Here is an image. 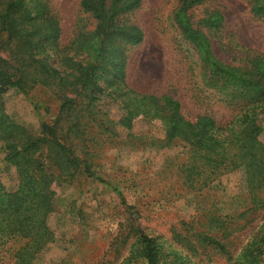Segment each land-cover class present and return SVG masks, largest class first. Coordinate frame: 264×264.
I'll return each mask as SVG.
<instances>
[{"label":"rangeland","instance_id":"rangeland-1","mask_svg":"<svg viewBox=\"0 0 264 264\" xmlns=\"http://www.w3.org/2000/svg\"><path fill=\"white\" fill-rule=\"evenodd\" d=\"M80 1L46 0L62 31L61 58L71 54L68 47L82 26H94L82 13ZM213 13L222 16L221 27L204 28L201 23ZM124 18L143 33L142 43L127 49L125 87L172 97L192 121L208 115L220 126L232 122L237 111L209 77L201 52L183 39L180 26L187 23L205 37L211 59L249 68L252 61L264 59V18L250 12V0H204L192 7L179 0H141L139 8ZM98 76L106 86L104 74ZM3 98L6 114L33 136L40 134L43 124L53 122L58 109L50 92L24 95L10 89ZM117 101L104 95L98 102L114 121L125 115ZM261 126L264 139V122ZM124 131V136L163 135L143 117ZM124 142L98 147L101 156L92 175L77 173L54 186V211L46 219L53 242L32 264H146L139 255L143 235L162 247L159 264L250 263L245 249L264 228V207L251 210L257 204L242 173L235 171L200 192L191 191L183 186L179 172L186 153L182 144L159 151ZM5 154L0 143V182L13 191L17 173L4 161Z\"/></svg>","mask_w":264,"mask_h":264},{"label":"trees","instance_id":"trees-1","mask_svg":"<svg viewBox=\"0 0 264 264\" xmlns=\"http://www.w3.org/2000/svg\"><path fill=\"white\" fill-rule=\"evenodd\" d=\"M179 1L192 7L204 0ZM140 3L81 0V11L94 26H82L68 47L71 54L61 58L62 31L46 0H0V143L5 147L4 161L14 167L18 178L13 191H6L0 182V264H32L53 242L46 219L54 211V186L77 173L92 175L103 144L117 147L132 140L133 147L159 151L182 144L186 149L179 166L183 186L200 192L237 171L257 204L251 210L264 207V59L242 70L221 64L211 59L208 42L198 30L181 25L183 39L201 52L209 77L237 111L225 126L208 115L186 119L172 97L125 87L126 52L142 43L143 33L124 17ZM250 12L264 18V0H250ZM221 22L222 16L215 13L201 25L212 30L220 28ZM100 73L106 77L104 87ZM10 89L24 95L50 92L57 100L53 122L43 124L38 136L6 114L3 96ZM104 95L118 100L125 111L121 120L114 121L98 103ZM139 117L158 126L163 135L124 136ZM204 239L214 243L211 237ZM140 246L146 264L160 263L162 247L155 239L143 235ZM245 255L249 264H264L263 227L252 237Z\"/></svg>","mask_w":264,"mask_h":264}]
</instances>
